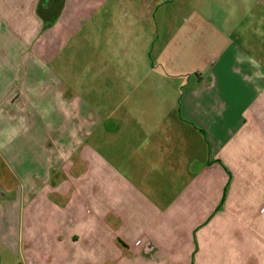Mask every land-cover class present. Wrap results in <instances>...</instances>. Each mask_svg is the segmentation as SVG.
Wrapping results in <instances>:
<instances>
[{"label": "crops", "instance_id": "crops-1", "mask_svg": "<svg viewBox=\"0 0 264 264\" xmlns=\"http://www.w3.org/2000/svg\"><path fill=\"white\" fill-rule=\"evenodd\" d=\"M4 249L264 264V0H0Z\"/></svg>", "mask_w": 264, "mask_h": 264}, {"label": "rangeland", "instance_id": "rangeland-1", "mask_svg": "<svg viewBox=\"0 0 264 264\" xmlns=\"http://www.w3.org/2000/svg\"><path fill=\"white\" fill-rule=\"evenodd\" d=\"M76 70V67H71V72ZM1 264H24L22 258L13 255L9 251L4 249L3 258Z\"/></svg>", "mask_w": 264, "mask_h": 264}]
</instances>
